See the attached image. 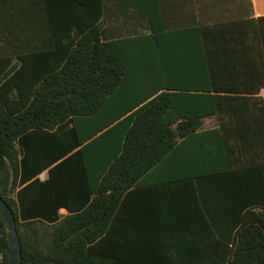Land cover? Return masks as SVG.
<instances>
[{
	"label": "trees",
	"instance_id": "1",
	"mask_svg": "<svg viewBox=\"0 0 264 264\" xmlns=\"http://www.w3.org/2000/svg\"><path fill=\"white\" fill-rule=\"evenodd\" d=\"M169 1L0 0V195L15 214L21 264H264V79L228 76L264 73V16L252 17L251 0L249 15L244 7L233 19L215 0L184 14ZM114 4L133 23L122 35L108 25ZM168 60L185 74L152 77L143 96L120 94L146 83L135 73H165ZM237 99L247 108H232ZM212 115L223 120L208 145L215 166L251 173L250 205L230 223H197L200 239L179 229L189 248L145 257L120 248L121 194ZM0 251L7 264L1 214Z\"/></svg>",
	"mask_w": 264,
	"mask_h": 264
},
{
	"label": "crops",
	"instance_id": "2",
	"mask_svg": "<svg viewBox=\"0 0 264 264\" xmlns=\"http://www.w3.org/2000/svg\"><path fill=\"white\" fill-rule=\"evenodd\" d=\"M251 1L252 17L264 16V0ZM166 3L178 14L180 11L184 14L186 9L191 8L195 13L196 9L202 8L201 0H188L187 3L185 0H170ZM249 5V0H227L226 2L225 0H215L212 3L217 12L231 13L232 19L238 18L234 14L239 15V12L242 16L244 7L247 11L245 15L248 16ZM115 10L116 4H114L113 20L109 21L108 25L114 35H122V29L132 27L133 23H125ZM178 56H182V53H178ZM258 60L255 59L253 63L259 62ZM167 63L170 66L163 74L152 71L133 74V77L146 78L147 80H142L146 83L137 86L135 81H132L120 94L131 93L143 96L152 92L151 86L147 83L148 81L152 82V77L165 76L169 78L185 74L182 70L173 71V60H168ZM228 76H238L241 79L243 77L264 79L262 71H258V74L239 71ZM242 91L233 89L228 93L231 95H256ZM256 97L264 101V86H261ZM123 99V96H120L118 102L122 103ZM246 102L237 99L231 107L246 109L248 104ZM224 120L226 124L232 126L244 124L236 118ZM222 122L223 120L216 115L202 118V124L193 134L192 140L185 143L187 139L179 138L174 152L161 163L149 168L136 184L121 194L114 215L113 233V236L119 239L117 244L120 248L123 245L127 246L130 252L144 257L151 253L164 255L176 247L189 248L195 246L194 243L181 242V236L176 234L179 229L190 231L183 235L185 238L200 239L201 237H194V235H198V233H194L198 230L197 223H205L208 228V223L212 222L230 223L238 217L239 205H250L251 188H257L256 184H252L250 181L251 173L246 170H226V172L219 170V167L215 166V163L219 161L215 159V155L210 153L208 145L217 138L214 130L218 129ZM239 134V131L235 130L230 133V137L234 139L239 137ZM39 178L47 179L48 171L45 170L39 174ZM60 212L66 214L67 210L62 208ZM126 240L128 244L125 243ZM200 243L203 244L198 242L197 245H201Z\"/></svg>",
	"mask_w": 264,
	"mask_h": 264
},
{
	"label": "water",
	"instance_id": "3",
	"mask_svg": "<svg viewBox=\"0 0 264 264\" xmlns=\"http://www.w3.org/2000/svg\"><path fill=\"white\" fill-rule=\"evenodd\" d=\"M0 214L4 221L6 239L9 248L7 264H21L22 253L20 248V236L17 229L15 214L1 195Z\"/></svg>",
	"mask_w": 264,
	"mask_h": 264
},
{
	"label": "built area",
	"instance_id": "4",
	"mask_svg": "<svg viewBox=\"0 0 264 264\" xmlns=\"http://www.w3.org/2000/svg\"><path fill=\"white\" fill-rule=\"evenodd\" d=\"M2 256H3V254H2L1 251H0V261L2 260Z\"/></svg>",
	"mask_w": 264,
	"mask_h": 264
}]
</instances>
